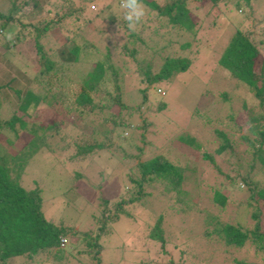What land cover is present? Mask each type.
<instances>
[{"label": "trees", "instance_id": "trees-1", "mask_svg": "<svg viewBox=\"0 0 264 264\" xmlns=\"http://www.w3.org/2000/svg\"><path fill=\"white\" fill-rule=\"evenodd\" d=\"M57 1L59 0L52 2L5 0V8L0 11L1 34L4 32L7 34L9 24L17 22L21 27H26L21 19L37 16L27 25L33 32V46L37 54L38 67L35 71L38 75L45 76L38 85L36 80L33 87H31L33 78L19 69H14V76L0 80V134H5L4 143L0 142V264H38L46 256L50 257L49 262L58 264L69 259L79 260L81 256L93 260L83 264H105L99 259L101 239L110 232L111 223L115 222L119 215L128 214L127 203L138 202L150 195L146 187L155 194L162 195L165 201L164 208L168 212L179 215L183 219L186 215L194 216L191 214L194 211L199 221L198 228L201 231L194 234H192L193 231L191 232L192 235H196L195 239L191 236L195 243L190 244V239L183 238L186 247L178 242L173 243L170 236L166 235L161 225L162 211L146 227V238L158 244L161 253L166 254V244L170 242L173 245L174 258L171 257L165 264H187L191 260L195 263L197 260L203 262L205 259L216 264L217 250L218 252H229L233 248L246 250L248 246L252 255L259 257L264 264V224L260 222L264 211V207L260 206H264V53L258 45L260 39L258 38V41L255 39V36L260 37L261 33L264 34V15L259 16V12L255 14L252 12L251 0H142L144 6L155 10L156 14L165 20L166 26L176 32V35L184 32L193 34L195 25L197 29L200 18L206 17L210 10H214L216 14L221 13L222 16L231 10L238 14V21L233 23L232 31L215 63L225 73L223 76L232 83L231 90L244 86L254 100L251 106L241 103L247 112L246 129L237 137L250 148L248 164L244 163L247 166L244 174H239L237 171L238 175H236L239 182L245 185V191L248 193L244 203L249 219L246 226L220 220L218 216L210 212L198 214L196 205L189 203V199L181 189L186 179L185 165L174 162L159 153L145 160L136 161L135 166L139 177L126 174L132 186L131 193L120 192L111 200L100 198L96 212L91 216L93 229L77 231L63 220L52 221L43 216L40 210V188L36 185L33 188H26L21 184L26 164L36 152L41 149H51L48 139L54 135L64 142L62 148L70 147L67 157L70 162L85 160L100 150L110 148L111 140L117 139L119 132L128 130L131 126L130 117L133 113L145 105L147 100L151 102L158 95L154 90L157 83L168 79L174 73L185 71L189 60L185 56L171 54L160 56L157 51L161 47L159 45V48L150 50L151 54L159 60L157 69L151 71L152 57L149 59L135 57L137 51L134 44L137 42L140 46H144L145 50L150 49L147 45L145 46L142 38L135 35L133 38L135 41H129L130 45L123 42L122 46L127 49L126 55L135 60L134 71L139 76L140 83L146 85L136 89L140 104L136 105L133 100H128L127 95L123 93L121 84L123 68L115 66L109 60V53L106 50L102 58L86 61V67L79 70L77 74L78 91L72 92L73 97L70 102L56 111L51 105L55 96L49 95L52 81L46 79V76H51L53 81L58 79L62 81L75 64L81 63L82 57L85 56V60L89 59L83 51L84 43H75L66 33H59L57 40L60 41V45L55 49L49 48L47 51L41 45L40 39L45 38L49 31L62 28L63 19L69 18L68 22L71 23L79 18L81 5L72 7L71 0H60L59 4L65 5V10L54 11V19L52 17L47 19L46 15L51 10L50 7H46L47 2L54 6ZM262 8L264 9V3ZM197 10H200V14ZM197 17L199 18L196 19ZM16 34L18 35L19 32L17 31ZM128 36L131 34L128 33ZM1 44L8 51L13 47L12 43L8 44L5 41ZM188 44L184 42L179 47L187 48ZM148 86H152L153 90L147 97ZM218 96L227 102L228 91L221 90ZM158 101L156 110L162 109L165 105L164 102ZM40 105L44 109L41 108L39 112ZM252 107L256 110H251ZM17 111L21 114L16 115ZM66 111L71 115L69 123L62 114L65 115ZM22 115L26 119H23ZM223 118L230 121L231 115L227 114ZM142 121L144 122L143 119ZM81 122L92 124L88 134L79 131ZM67 124L73 130L75 129L73 134H68L64 129ZM21 133L23 144L20 148L14 149L11 146L12 139H9L8 135L11 134L14 140ZM213 135L215 138L213 137L212 141L215 147L210 153L201 152L200 158L206 163H213L212 154L227 153L228 158H233L239 168L242 158L234 152L237 143L232 135L217 129L213 131ZM179 141L194 149L200 146L190 135L180 136ZM133 147L135 148L132 145ZM135 149L139 150L137 147ZM210 169L215 174H220L219 168L214 164ZM225 177L231 178L228 175ZM212 200L223 209L224 194L215 191L212 193ZM194 225L192 221L191 227ZM65 237L78 239L81 248L65 249L59 244V239L66 240ZM204 245L211 247L212 252L202 255L203 253L199 254L192 249L197 246L200 250L202 249L200 246L204 247ZM15 259L21 262L14 263ZM232 260L235 264H245L244 261L237 260L235 257Z\"/></svg>", "mask_w": 264, "mask_h": 264}, {"label": "rangeland", "instance_id": "rangeland-1", "mask_svg": "<svg viewBox=\"0 0 264 264\" xmlns=\"http://www.w3.org/2000/svg\"><path fill=\"white\" fill-rule=\"evenodd\" d=\"M56 3L51 6L47 2L46 7L51 9L46 15L47 19L50 17L54 19V11L65 10V5L59 4L60 0ZM71 3L72 7L82 6L78 13L79 18L71 23L68 22L69 18L63 19L62 28L49 31L45 38L40 39V43L47 51L49 48L55 49L60 45V41L57 40L59 33H66L75 43H84L83 51L89 59L85 60V56L82 57L81 63L75 64L62 81L60 79L53 81L51 76H46V79L52 81L49 95L55 96L54 102L51 103L54 110L58 111L61 106L64 107L72 99L73 93L78 91L77 74L79 70L86 67V61L102 58L106 50L109 53V60L115 66L123 68V82L121 83L123 93L127 95L128 100H133L136 105L140 104L136 89L146 85L140 83L139 76L134 71L135 60L126 55L127 49L122 46L123 42L130 45L129 41H135L133 40L135 35L142 38L145 46L150 48L145 50V47L137 42L134 44L137 51L135 57L136 59L152 57L151 71L157 69L159 60L151 54L150 50L159 48V45L161 47L157 50L158 55L185 56L189 60V65L185 71L174 73L168 79L157 83L154 90L158 95L151 98V102L147 100L145 105L133 113L130 117L131 126L128 130L119 132L117 139L111 140L110 148L100 150L85 160L70 162L67 159L70 147L62 148L64 142L55 135L48 139L51 149H41L36 152L26 164L21 181L22 186L26 188H33L35 185L40 188V210L43 216L52 221L63 220L77 231L93 229L91 216L96 212L99 199L111 200L123 191L131 193L132 186L126 174L139 177L135 166L136 161H142L160 153L174 162L185 165L186 179L181 189L189 199V203L196 205V210H199L198 214L210 212L218 216L220 220L246 226L249 219L244 203L248 193L245 191V185L239 182L236 175H238L237 171L239 174H244L247 167L244 163L248 164L250 148L237 137L246 129L247 112L241 103L251 106L254 100L244 86L231 90L232 83L223 76L225 73L215 63L232 31L233 23L238 21V14L231 10L223 17L221 13L216 14L214 10H210L206 17L200 18L202 21L200 20L197 29L195 25L193 34L184 32L176 35V32L166 26L165 20L159 17L155 10H150L146 6V14L142 22L137 26L136 31L132 32L123 18L124 9L120 6L121 0H71ZM263 3L264 0H251L252 12L254 14L259 12V16L264 15ZM4 8L5 0H0V11ZM199 11L197 10V13ZM36 17L33 15L30 19H21L26 27H21L16 22L8 25L7 34L0 33V80L14 76V69H19L28 77L33 78L31 87L35 85L36 80L38 85L41 80L45 79V76L38 75L35 71L38 67L37 54L33 46V32L27 25L31 19ZM128 33L131 36H128ZM9 34L12 37L10 40L8 39ZM255 39L259 40V48L264 53V34L261 33L260 37L255 36ZM2 41L12 43V49L8 51L1 44ZM184 42H188L189 46L181 49L179 46ZM127 44L126 46H129ZM152 90V86L147 87V97ZM221 90L228 91L227 102L218 96ZM158 100L164 102L165 105L162 109L156 110ZM39 107V112L41 108L44 109L42 105ZM251 110L256 109L252 107ZM20 114V111L16 112V115ZM62 114L69 123L71 115L67 111L66 116ZM227 114L231 115L230 121L223 118ZM22 117L26 119L25 116L22 115ZM68 125H65L64 129L68 134H73L75 129L73 130ZM91 126L92 124L88 122H81L79 131L88 134ZM215 129L232 135L237 143L234 152L242 158L239 168L233 158H228L227 153L212 154L213 163H206L200 158L201 152L210 153L215 147L212 141ZM21 135L22 133L14 140L11 134L8 135L9 139H12L11 146L14 149L22 146ZM186 135L194 137L200 145L199 148L194 149L179 141L180 136ZM4 137L5 134H0L1 143H4ZM132 145L139 150L132 148ZM212 164L219 168V175L210 169ZM225 175L231 178H226ZM257 177L261 178V176ZM146 188L150 195L138 202L127 203L128 214L119 215L117 220L111 223L110 232L104 239H101L99 251L101 263L165 264L168 259L174 258L172 256L174 249L170 242L165 245L166 254H163L158 244L146 238V227L161 211L163 212L162 228L173 243L178 242L186 247V243L183 242L184 237L191 240L190 244L195 243L191 236L194 237L196 235L192 234L201 231L198 228L199 221L196 219V213L194 211L191 213L195 216H192L193 218L186 215L181 219L179 215L168 212L164 208L165 201L162 195L158 194V196L149 187ZM215 191L225 196L223 209L212 200V193ZM263 215L264 211L260 217L262 224H264ZM192 221L195 225L191 227ZM65 238L62 245L65 249L81 248L78 239ZM200 247L202 248L200 250L197 246L191 248L199 254L203 253L202 255L212 252L209 246ZM202 250L203 252H200ZM216 257V264L234 263L233 257L244 261L245 264H262L259 257L252 255L249 246L246 250L235 248L229 252H218L217 250ZM49 261L50 257L46 256L38 264H58ZM17 262L20 263L21 260L15 259L14 263ZM83 262H93V260L81 256L79 260L69 259L59 264H83ZM192 262L191 260L187 264H214L209 259L203 262L199 260Z\"/></svg>", "mask_w": 264, "mask_h": 264}, {"label": "clouds", "instance_id": "clouds-1", "mask_svg": "<svg viewBox=\"0 0 264 264\" xmlns=\"http://www.w3.org/2000/svg\"><path fill=\"white\" fill-rule=\"evenodd\" d=\"M120 6L124 9L123 18L127 22L128 29L132 32L136 31L146 14L142 0H121ZM11 38V34H9L8 39Z\"/></svg>", "mask_w": 264, "mask_h": 264}, {"label": "built area", "instance_id": "built-area-1", "mask_svg": "<svg viewBox=\"0 0 264 264\" xmlns=\"http://www.w3.org/2000/svg\"><path fill=\"white\" fill-rule=\"evenodd\" d=\"M64 240H65L64 238H60V239H59V244H60L61 246L64 244Z\"/></svg>", "mask_w": 264, "mask_h": 264}]
</instances>
